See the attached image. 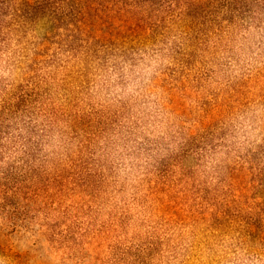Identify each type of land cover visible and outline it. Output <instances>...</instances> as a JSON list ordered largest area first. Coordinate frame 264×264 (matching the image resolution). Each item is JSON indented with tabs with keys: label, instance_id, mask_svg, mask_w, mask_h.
Returning a JSON list of instances; mask_svg holds the SVG:
<instances>
[{
	"label": "rangeland",
	"instance_id": "obj_1",
	"mask_svg": "<svg viewBox=\"0 0 264 264\" xmlns=\"http://www.w3.org/2000/svg\"><path fill=\"white\" fill-rule=\"evenodd\" d=\"M0 264H264V0H0Z\"/></svg>",
	"mask_w": 264,
	"mask_h": 264
}]
</instances>
